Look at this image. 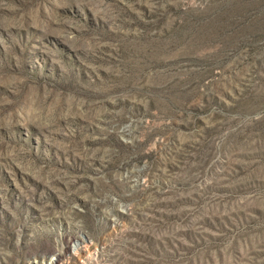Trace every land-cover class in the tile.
I'll use <instances>...</instances> for the list:
<instances>
[{"label": "rangeland", "instance_id": "obj_1", "mask_svg": "<svg viewBox=\"0 0 264 264\" xmlns=\"http://www.w3.org/2000/svg\"><path fill=\"white\" fill-rule=\"evenodd\" d=\"M57 253L264 264V0H0V264Z\"/></svg>", "mask_w": 264, "mask_h": 264}, {"label": "bare ground", "instance_id": "obj_2", "mask_svg": "<svg viewBox=\"0 0 264 264\" xmlns=\"http://www.w3.org/2000/svg\"><path fill=\"white\" fill-rule=\"evenodd\" d=\"M61 259H62L61 254L57 253V255H56L55 259L53 260L52 264H60L61 263Z\"/></svg>", "mask_w": 264, "mask_h": 264}]
</instances>
